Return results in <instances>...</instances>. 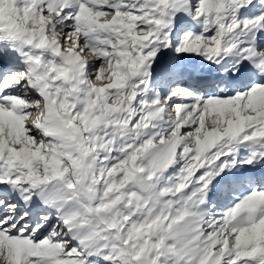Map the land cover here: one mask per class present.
Segmentation results:
<instances>
[{"label": "snow or ice", "instance_id": "obj_1", "mask_svg": "<svg viewBox=\"0 0 264 264\" xmlns=\"http://www.w3.org/2000/svg\"><path fill=\"white\" fill-rule=\"evenodd\" d=\"M0 264H264V0H0Z\"/></svg>", "mask_w": 264, "mask_h": 264}]
</instances>
